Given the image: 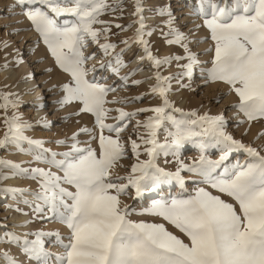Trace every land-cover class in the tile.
Instances as JSON below:
<instances>
[{"label":"snow or ice","instance_id":"obj_1","mask_svg":"<svg viewBox=\"0 0 264 264\" xmlns=\"http://www.w3.org/2000/svg\"><path fill=\"white\" fill-rule=\"evenodd\" d=\"M37 2L43 7H28ZM115 3L118 5L120 0H115ZM134 3L135 11L132 15L137 19L130 23H137L139 27L133 37L122 41L125 46L135 40L143 47L153 67L157 68L173 59H186L187 63L177 65L182 70L177 73L181 79L191 78L196 66L208 63L198 60L197 53L189 50L188 37L172 27L174 18L168 6L157 9L158 14L169 17L165 21L169 31L163 35L171 37L166 39V43L180 45L184 55L155 57L150 51L149 42L143 39L144 35L151 33L144 31L146 26L141 0H134ZM16 4L24 9L27 18L44 38L57 65L71 77L68 83L62 85L64 95L58 103L63 106L79 102L82 107L73 114L91 113L95 125L100 129L98 150L91 146H78L76 136L80 132H92V129L84 127L72 134L73 143L68 152L53 153V157L61 155L66 158L50 161L63 170L62 177L41 168L31 169L34 176L42 178L38 198L44 201L56 219L66 225L69 236L65 243L58 230L37 231L33 233L35 239L24 241L22 251L35 258L38 264H53L50 259L52 256H55V264H264V155L227 133L222 114L197 115L195 110L186 113L183 109L175 108L174 111L180 113L182 119L173 117L171 112L166 111L172 108L166 96L169 89L161 86L162 82L172 77L161 76L156 71V84L151 86V91L159 93L162 103L136 110L153 113L143 122L147 138L138 133L140 143L129 138L131 153L137 160L131 164L126 175L113 176L110 169L126 155L125 146L120 142V124L136 112L116 109L119 113L117 123L104 122L106 114L111 111L105 108V97L114 89L97 82L95 76L87 78L88 72L94 71L95 66L85 67L86 61L92 59V56L86 55L83 49L89 41L98 44L105 56L109 57L99 67H107L113 73H119L123 65L121 54L124 49L110 51L116 48L114 43L107 41V25L110 22L99 19L103 11H114V7L106 0H16ZM64 14L74 16L75 22L60 25L55 17ZM192 14L198 15L203 26L208 29V37L199 39L212 41L203 50L212 52L211 66L201 69L202 73H206L205 82L222 81L229 85L230 91L238 97V102L232 106L249 123L264 119V0H198ZM95 24L105 27L94 28ZM116 27L123 28L119 24ZM101 33L104 36L103 43L99 42ZM144 58L139 57L140 60ZM120 79L126 80V77ZM132 83L139 81L133 80ZM9 95L0 93V108L7 109L9 105L17 107V102L9 100ZM191 117L195 119H189ZM164 121H172L175 131L168 133L170 142L166 140L161 145L156 135ZM237 122L242 123L243 120ZM140 123L137 121V125ZM4 124L5 132L0 138V147L10 140L28 139L23 136V129L29 125L21 123L15 114L11 117L5 115ZM197 127L199 131L194 130ZM105 129L110 133L115 132L116 138L105 135ZM203 137L207 139H201ZM29 143L43 146L40 140H29ZM185 143H194L200 151L199 157L192 163L186 164L177 159L175 171H167L157 164L156 158L161 151L168 155V150L174 146L171 154L178 157ZM140 144L147 145L143 149L147 159H139ZM217 145L226 150L221 152L218 159L212 160L205 153ZM239 149L245 150L249 159L243 164L238 162L217 172L229 155ZM5 163L8 162L0 160V165ZM183 170L197 174L200 182L232 197L235 204L205 188H197L195 194L187 198L153 201L148 208L143 209L179 229L187 236L188 242L168 231L162 223L129 219L130 205L121 204L122 194H127L131 188L134 190V198L140 197L145 192L154 191L162 183H171L173 180L183 189ZM61 181L74 185L75 191L62 187ZM36 211L40 212L42 208L37 206ZM51 236L56 237V243L64 249L63 253L53 254L46 250L43 238ZM9 239L14 238L10 236ZM3 255L10 260V264H17L7 253Z\"/></svg>","mask_w":264,"mask_h":264},{"label":"rangeland","instance_id":"obj_2","mask_svg":"<svg viewBox=\"0 0 264 264\" xmlns=\"http://www.w3.org/2000/svg\"><path fill=\"white\" fill-rule=\"evenodd\" d=\"M106 2L115 10L106 9L101 13L99 19L110 22L107 25L109 27L107 41L116 45V48L110 51L118 52L121 48L124 49L121 54L123 65L119 68V73H113L107 67H99L101 63H106L109 57L105 56L98 44L89 41L87 47L83 49L86 55L92 56V59L86 61L85 67L93 68L95 66L94 71L88 72L87 78L95 76L97 82L110 85L114 89L109 91L105 97L107 101L105 108L111 109L106 114L105 123H117L116 117L119 113L116 109L122 108L127 112H136L137 109L159 106L162 103V98L158 92L151 91V86L156 84L154 73L159 71L161 76L172 77L171 80L162 82L161 86L169 89L166 96L171 102L172 108L166 109V111L171 112L173 117L177 120L182 119L181 114L174 111L175 108L183 109L186 113L195 110L197 115L222 114L225 117L227 133L231 134L234 139L251 145L264 155V134H261L264 132V119L249 123L243 114L232 106L238 102V97L233 91H230L229 85L222 81L209 80L205 82L206 73H202L201 69L211 66L212 52L203 50L212 44V41L199 39L208 37V29L203 26V21L198 15L192 14L198 0H141V6L144 9L142 15L146 26L144 31L151 33L144 35L143 39L149 42L150 51L155 57L184 55V49L180 45L166 43V39L171 37L163 35L169 31L168 25L165 24L169 17L166 14H158L157 9L168 6L174 18L172 27L177 28L188 37L189 50L197 53L198 60L208 61V63L196 66L191 78L183 77L182 79L177 76V73L182 71L177 65L187 63L186 59L179 61L173 59L157 68L153 67L152 62L147 59L143 47L138 45L135 40L127 46L122 43L123 40L133 37L139 27L137 23H130L137 19L132 15L135 11L134 0H120L118 5L115 0H106ZM28 7L43 6L37 2L28 5ZM55 19L60 25L75 22V17L71 14H64L55 17ZM117 24L122 25L123 28H117ZM196 25H200V27L197 28ZM93 27L102 29L105 25L95 24ZM99 42H105L103 33L99 37ZM20 56L23 57L26 65L30 66L29 73L25 72ZM141 56H145V58L140 60ZM113 63H115L114 59ZM133 69L135 70L133 71ZM146 69H151V71L145 72ZM7 70H11V79L5 73ZM120 77H126V80H122ZM31 79L36 80V83L32 84ZM70 79V75L57 65L44 38L27 18L24 9L16 4V0H0V93L10 94L9 100L17 102L15 108L11 105L7 109L0 108V138L5 132V115L11 117L15 114L21 123L29 125L23 129V136L28 139L10 140L0 147V160L8 162L0 165V264H10V260L3 253H7L8 257L15 260L17 264H38L35 258L22 251L25 247L24 241L35 239L33 233L37 231L54 232L58 230L64 242H68L69 229L56 219L49 212L44 201L38 198L42 178L38 175L34 176L31 169L41 168L62 177L63 170L51 164L50 161L66 159L61 155L53 157V153L68 152L73 143L72 134L80 128L87 127L92 129V132H80L76 136V141L79 142L78 146L81 148L91 146L98 150L100 129L95 125L94 116L88 112L74 115L73 113L78 112L82 107L79 102H70L63 106L58 103L64 95L62 85L68 83ZM133 80L139 81V83L133 84ZM37 86L40 90L39 94L35 92ZM135 97H140V99H134ZM151 115H153L151 112H136L134 116L120 124L122 128L119 134L120 142L125 146L126 155L110 169L113 176L126 175L130 171L131 164L136 162L137 157L131 153L129 138L136 140L137 143H140L137 133L147 138V130L143 127V122ZM47 118L48 120H46ZM189 119H195V117ZM238 120H243V122L238 123ZM137 121L141 122L140 125H137ZM194 130L199 131V128ZM172 131H175L174 123L164 121L157 129L156 139L161 145L166 140L170 142L171 137L168 133ZM104 134L116 138V133H110L107 129L104 130ZM29 140L43 141V146L30 144ZM60 140L65 143H57ZM146 146L140 144V160L147 159V154L143 151ZM225 150L221 145H217L208 149L205 155L216 160ZM168 151V155L161 151L156 158L157 164L167 171H175L178 166L177 159L190 164L200 155V151L194 143H185L180 148L178 157L171 154L174 151V146ZM248 159L245 150H235L217 172L223 171L224 167L230 168L238 162L243 164ZM12 165H19V167ZM181 175L185 180L183 189L173 180L171 183H162L154 191L145 192L140 197L134 198V190L131 188L127 194H122L120 196L121 204L130 205L129 219L162 223L168 231L188 242L187 236L179 229L162 217L151 215L144 212L143 209L148 208L153 201L187 198L189 195H194L197 188H205L212 194L220 195L222 199L235 204L232 197L218 192L207 183L200 182V177L197 174L183 170ZM118 182L124 183L125 181ZM61 186L69 191H75L74 185L63 181H61ZM12 189H25V191H12ZM37 206H40L42 211L37 212ZM236 207L238 209L239 206L236 205ZM10 236L14 239H9ZM43 239L48 252L53 254L64 252V249L56 243L55 236ZM50 259L55 264V256Z\"/></svg>","mask_w":264,"mask_h":264},{"label":"bare ground","instance_id":"obj_3","mask_svg":"<svg viewBox=\"0 0 264 264\" xmlns=\"http://www.w3.org/2000/svg\"><path fill=\"white\" fill-rule=\"evenodd\" d=\"M139 56V55H138ZM20 58V60H22L21 62H22V66L24 67V70H25V72L26 73H29L30 72V66L29 65H26V62H24V59H23V57L22 56H20L19 57ZM26 60V59H25ZM19 63V62H18ZM14 71V70H13ZM149 71H151V69H146L145 70V72H149ZM5 73H7L8 75H9V77L11 76L12 77V73H11V70H7V71H5ZM4 75V74H3ZM8 77V78H9ZM11 77H10V79H11ZM32 80V79H31ZM31 83L32 84H35L36 83V80H32L31 81ZM35 92H36V94H39L40 93V90H39V87L37 86L36 87V89H35ZM36 97V96H35ZM37 99V98H36ZM40 103V102H39ZM38 103V104H39ZM42 104V103H41ZM46 113V112H45ZM49 116V115H48ZM50 118V117H49ZM52 119V118H51ZM46 120H48V118L46 119Z\"/></svg>","mask_w":264,"mask_h":264}]
</instances>
